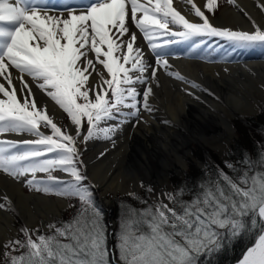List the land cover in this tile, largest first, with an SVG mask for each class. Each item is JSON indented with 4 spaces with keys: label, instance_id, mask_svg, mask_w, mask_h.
<instances>
[{
    "label": "snow or ice",
    "instance_id": "snow-or-ice-1",
    "mask_svg": "<svg viewBox=\"0 0 264 264\" xmlns=\"http://www.w3.org/2000/svg\"><path fill=\"white\" fill-rule=\"evenodd\" d=\"M182 2L191 19L173 0H90L80 5L0 0V173L29 191L68 199L77 208L70 220L48 224V235L22 226L23 239L0 245L5 264H206L203 258L226 246L225 241L250 232L253 242L238 264H264V174L233 177L217 169L194 186L189 201L178 189L161 194L168 203L141 200L147 205L143 209H118L114 231L88 182L81 145L86 149L93 139L114 143L124 123L131 118L139 122L141 103L151 112V85L158 72L208 91L173 70L170 45L187 42L188 51L198 57L206 46L210 51L223 48L230 57L259 48L264 58V24L237 0L225 3L248 18L247 30L212 22L219 0ZM256 7L264 13V0ZM141 37L147 53L138 43ZM51 108L69 123L58 124ZM257 157L264 167V157L259 152ZM225 166L237 171L230 163ZM10 203L7 195L0 197V211Z\"/></svg>",
    "mask_w": 264,
    "mask_h": 264
},
{
    "label": "bare ground",
    "instance_id": "bare-ground-1",
    "mask_svg": "<svg viewBox=\"0 0 264 264\" xmlns=\"http://www.w3.org/2000/svg\"><path fill=\"white\" fill-rule=\"evenodd\" d=\"M69 2L80 5L90 0ZM173 2L182 14L189 16L188 6L182 0ZM237 2L257 23L264 24V13L256 7L258 0ZM49 3L57 4V1L49 0ZM212 22L219 27L232 29L247 30L250 26L247 17L228 6L220 10ZM138 43L147 53L142 37ZM182 44H172L167 51L175 53ZM200 57L191 53V57L174 55L169 56L168 60L174 71L200 84L207 92L191 89L160 71L158 81L151 85L154 92L149 97L151 112L144 111L141 103L139 122L131 118L130 122L124 123L115 134L114 143L111 140L93 139L88 141L86 149L83 146V152L89 148L95 151L93 157L83 160L87 165L88 180L105 211L111 209L105 195H113L116 191L125 193L129 190L137 194L144 189L152 199H163L161 194L170 185L169 175L180 177L184 174L188 158L192 157L193 145H198L206 153L211 148L224 156L233 139L232 118L243 120V117L255 116L264 105V58L259 48L244 56L231 57V62L222 64H207ZM148 58L152 59L150 54ZM185 89L195 94L188 95ZM50 111L60 124L62 114L55 108ZM133 123L138 127H134ZM8 138L20 139L12 135ZM22 189V184L0 173V197L7 195L11 202L10 207L0 211V245L17 235L12 222L14 215L20 218L23 227L30 229L35 226L45 230L63 211L64 200L55 196L50 198L43 194L23 193ZM2 249L0 247V254Z\"/></svg>",
    "mask_w": 264,
    "mask_h": 264
},
{
    "label": "trees",
    "instance_id": "trees-1",
    "mask_svg": "<svg viewBox=\"0 0 264 264\" xmlns=\"http://www.w3.org/2000/svg\"><path fill=\"white\" fill-rule=\"evenodd\" d=\"M258 116L253 120L250 119L247 123L250 125H254L253 128L254 134L253 137H249L245 131L240 132L237 136L238 140H236L233 145H231L229 158H234V166L237 171L232 172L230 169H225L221 164L216 167L212 166L209 169V173L205 174L202 170H191L187 174L183 176V178L172 179L170 181V191L171 193H176L178 189H183V193L181 198L184 201H189L191 197V191L194 189V186H197L201 181H206L212 175L214 171L217 169H223L224 172L229 175L236 177L242 176L245 172L248 173L249 177L252 175H256L259 177L260 174H264V167L261 166V161L257 157V153L261 154V157H264V108L260 110L257 114ZM260 131V133L257 131ZM246 162H242L245 161ZM251 162V163H248ZM251 182V181H249ZM179 194V193H178ZM116 197L112 199L113 202V217L115 221V228L118 223V209L123 210L124 208H135V209H143L147 205H152L150 200L147 199L146 195L141 193L137 197L126 195H115ZM141 200L147 201V205L141 203ZM67 207L65 208V213L60 217L59 223L70 220L73 215L76 213L77 208L72 207V201L66 199ZM78 207V205H77ZM57 222V221H56ZM50 234V232H46L45 235ZM20 239H23V236H19ZM35 239V236L33 237ZM253 242V233H248L243 238L234 239L231 242L225 241L224 247L220 250L213 252L210 256L204 257L206 264H234L237 260H239L243 253L246 251L247 247L251 245ZM1 264H5L4 258Z\"/></svg>",
    "mask_w": 264,
    "mask_h": 264
},
{
    "label": "rangeland",
    "instance_id": "rangeland-1",
    "mask_svg": "<svg viewBox=\"0 0 264 264\" xmlns=\"http://www.w3.org/2000/svg\"><path fill=\"white\" fill-rule=\"evenodd\" d=\"M219 3L221 5L220 6V9H219V11L216 12V14H215L214 17H216L220 13V10H222L223 8H226L227 6L230 7V8H233L232 6L227 5L225 3V0H219ZM182 43L183 44L179 48H177V50L175 52V55L177 57H183L184 55H186L187 57H189V56L191 57V53L188 51V48H189L188 43L187 42H182ZM222 43L223 42H220V44H222ZM215 44H217V43L214 42L213 43V46H215ZM202 51H203V53H202L203 54L202 60H203V62H207V64H217V63L222 64V63H226L231 58L230 56H224L223 55V52H224V49L223 48H216L215 51H210L209 48L206 47ZM208 61H210V62H208ZM262 108H264V105L259 108L257 114L260 112V110ZM257 114L255 116H251V117H243V120L242 119H239V118H236V117L235 118H232L231 125L233 127L232 130H234V131H232L233 132V136H232L233 139L230 141L229 147H228L229 149L225 153L224 156H222L219 152H217V151H215V150H213L211 148H209V149L207 148L208 151H209V152H207L208 153L207 154L198 145H193V147L191 149L192 150L191 151L192 152V157L188 158L189 160H188V164H186V167L187 168L184 170L185 171L184 174L182 176H180V177L179 176H176V175H169V178H168V181L169 182L168 183L171 185L170 181L172 179H177L178 180L179 178H183V176L188 173L189 168L191 170H202V172H204L205 174H207V173H209V169H210L211 166L213 168V167H216L217 165L221 164L223 166V168L228 169L225 166L226 165V162L234 165V161H235L234 158H229L230 150H231V145H233V143L236 140H238V137L237 136H239L238 134L241 131L242 132L245 131V133L250 138L253 137L252 135L255 132V131H253V128H255V127L252 124L249 125L247 122L250 121V119H253L254 120L258 116ZM60 118H61L60 119V121H61L60 124L61 125H67L68 124V120H67L66 115L62 114V116ZM133 126L134 127H138L135 123H133ZM257 131H258V129H257ZM258 132L260 133V131H258ZM83 146L84 145L82 144L81 145V149L83 148ZM93 154H95L94 149L93 148H89L88 150H86L84 152V154L82 156V159H85V158L88 159L89 156L93 157ZM198 164H201V165H198ZM54 175L57 176V177H61L63 179H69V177H67L65 174L60 173V172H56V173H54ZM170 185H168V190L165 192V194L166 193H171V191H170ZM22 190H23V193H34V194L42 195V194L36 193L34 191H29L24 186H23V189ZM120 193H122V192L116 191V193L113 194L114 198L116 197L115 196L116 194H118V195H125V194H120ZM141 193H143V194L146 195L147 199L150 200L151 204H153L154 202H156V201H158V200L161 199V198L158 199V200L152 199L151 198V195H149L148 192L146 190H144V189H141L140 191H138L137 194H135L133 197H137V195L139 196ZM44 196H47V197L52 198V196H55V195H44ZM105 196H106L107 200L111 199V197H112V195L111 194H108V193ZM55 197H57V196H55ZM59 198H61V197H59ZM62 199L65 200L64 201L65 202V207H64L63 211L61 212L60 217L65 213V211H66L65 208L67 207L66 199L65 198H62ZM163 199H164V202L165 203H168L166 197H163ZM111 202H112V199H111ZM96 203L99 205L98 201H96ZM112 206H113V202H112ZM104 214H105V212H104ZM60 217L58 219H56L57 222L59 221ZM114 220L115 219L113 217V212H112V220H111L112 221V224H111L112 231H114L116 229L115 228L116 225H115V221ZM56 221L54 223H56ZM12 222H13V226H14V228L16 230V233H17V235H15L14 238H19V236L21 235L20 232H19V229L23 226V223L21 222L20 218L17 217V215H14L12 217ZM33 229H39L40 232H41V234H46V232H49V229L48 228L45 229V230L41 229L40 227L37 228L35 226L33 228H30V230H33ZM110 235H111V233H110ZM3 251H4V249H2V252L0 254V264L3 262V258H4Z\"/></svg>",
    "mask_w": 264,
    "mask_h": 264
},
{
    "label": "water",
    "instance_id": "water-1",
    "mask_svg": "<svg viewBox=\"0 0 264 264\" xmlns=\"http://www.w3.org/2000/svg\"><path fill=\"white\" fill-rule=\"evenodd\" d=\"M88 182H89V180H88ZM90 183V182H89ZM91 184V183H90ZM95 188L93 187V192H94V198H95V201H98V197H96V194H95V190H94ZM120 194H129V195H131V196H134V195H132L133 194V192L132 191H126L125 193H120ZM59 198V197H58ZM114 198V196L112 195V197H111V199H113ZM111 199H109V201H110V207H111V209L110 210H106L105 211V209L103 208V210H104V212H105V214H104V218H105V220H106V222H107V225H108V227H109V229L112 231V228H111V224H112V210H113V208H112V202H111ZM60 200H64V199H62V198H60ZM65 201V200H64ZM63 201V202H64ZM99 203V202H98ZM99 205H100V203H99ZM101 206V205H100ZM64 207H65V202H64ZM64 209V208H63ZM111 231H110V233H111ZM110 233H109V235H110ZM240 259H242V257L240 258ZM239 259V260H240ZM239 260H237L234 264H238V262H239Z\"/></svg>",
    "mask_w": 264,
    "mask_h": 264
}]
</instances>
